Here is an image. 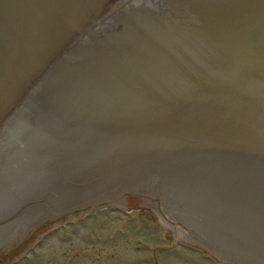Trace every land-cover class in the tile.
I'll list each match as a JSON object with an SVG mask.
<instances>
[{
	"label": "water",
	"instance_id": "water-1",
	"mask_svg": "<svg viewBox=\"0 0 264 264\" xmlns=\"http://www.w3.org/2000/svg\"><path fill=\"white\" fill-rule=\"evenodd\" d=\"M124 206L264 264V0H0V246Z\"/></svg>",
	"mask_w": 264,
	"mask_h": 264
},
{
	"label": "rangeland",
	"instance_id": "rangeland-1",
	"mask_svg": "<svg viewBox=\"0 0 264 264\" xmlns=\"http://www.w3.org/2000/svg\"><path fill=\"white\" fill-rule=\"evenodd\" d=\"M27 250L19 264H228L181 243L157 214L138 206L74 216Z\"/></svg>",
	"mask_w": 264,
	"mask_h": 264
},
{
	"label": "flooded vegetation",
	"instance_id": "flooded-vegetation-1",
	"mask_svg": "<svg viewBox=\"0 0 264 264\" xmlns=\"http://www.w3.org/2000/svg\"><path fill=\"white\" fill-rule=\"evenodd\" d=\"M24 239H27V233H25V235L23 236V239H18V240L12 239V241L14 242L16 241L15 243L17 245V248L15 249V254L12 253L14 250L13 251L4 250L5 245L0 246V251L3 250L2 253L6 254V255H0V264H19L20 262L28 258L27 253L29 250H26L24 246H21L24 242L23 241ZM21 251L25 253L24 256L20 255Z\"/></svg>",
	"mask_w": 264,
	"mask_h": 264
}]
</instances>
